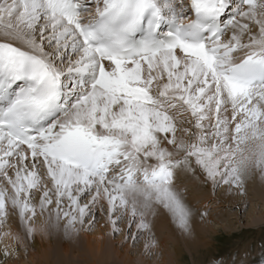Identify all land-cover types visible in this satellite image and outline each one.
I'll list each match as a JSON object with an SVG mask.
<instances>
[{
    "label": "snow or ice",
    "instance_id": "obj_1",
    "mask_svg": "<svg viewBox=\"0 0 264 264\" xmlns=\"http://www.w3.org/2000/svg\"><path fill=\"white\" fill-rule=\"evenodd\" d=\"M187 174L264 180V0H0V264L98 214L190 235Z\"/></svg>",
    "mask_w": 264,
    "mask_h": 264
},
{
    "label": "bare ground",
    "instance_id": "obj_2",
    "mask_svg": "<svg viewBox=\"0 0 264 264\" xmlns=\"http://www.w3.org/2000/svg\"><path fill=\"white\" fill-rule=\"evenodd\" d=\"M184 178H187L191 192V195L186 194V199L194 212L193 230L190 235L184 234L177 230L167 216L163 214L157 216L152 230L159 245L151 250L154 254L153 261L151 260V256L148 255L149 252L145 250L146 233L142 234V243H139L136 251L132 253L130 251L131 245L124 246L123 248L112 246V235L104 224H100L94 228L91 235L87 234L86 231L80 233L79 236L71 238H66L62 231H53L45 235L37 233L33 240L26 241L27 250L25 251L24 248H21V254L18 257L9 259L8 264H65V258L70 256L78 259L81 258V260L92 262L93 264H112V258L121 261L122 264H170V262L178 264L177 251L182 248L185 249V247H181V244H184L187 248L188 246L196 245L203 239L204 233L212 228L210 222L213 220V215L207 214L202 218L200 213L204 211L199 209L206 206L205 202L209 197L215 198L211 196L213 186L210 183H204L199 178V175L197 180L188 175L180 176L178 182L184 189H187ZM254 179H257L254 189H256L264 203V180L259 175H255L247 181L246 185H248L250 180ZM233 194L234 191L230 193L225 187L224 191L218 194L221 199L215 198L214 202L215 204L218 203V206H222L221 204L224 202L227 205L228 203L235 205L241 199H234L232 197ZM256 207L254 210L248 211L247 218H250L249 216L256 212ZM103 231L105 232L103 233ZM132 231L133 233L136 231L134 226ZM131 241L138 242V238L135 241L131 239ZM3 244L4 241L0 240V247H3ZM171 246L175 250V257L173 259H171L168 252ZM33 248H35V252ZM40 250L42 251L41 254H39ZM66 255L68 256L66 257ZM26 259H30V261Z\"/></svg>",
    "mask_w": 264,
    "mask_h": 264
},
{
    "label": "rangeland",
    "instance_id": "obj_3",
    "mask_svg": "<svg viewBox=\"0 0 264 264\" xmlns=\"http://www.w3.org/2000/svg\"><path fill=\"white\" fill-rule=\"evenodd\" d=\"M187 175L196 180L198 178V174ZM184 180L187 185L186 194L191 195L189 182L187 178H184ZM256 181L257 179L248 182L244 194L234 191L232 197L234 199H241L235 205H231V203L227 205L225 202L221 204L222 206H218V203L215 204V198L221 199L218 194L224 191L225 186L221 184L217 188H212L213 193L211 196L215 198L209 197L205 202L206 206L199 209L206 210L207 214L213 215V220L210 222L212 228L204 233L203 239L197 243L200 245L196 244L187 248L184 244H181V247L183 246L185 249L182 248L177 251L178 264H216L219 259H223L226 264H233V261H235V264H255L256 260L264 254V203L261 200V196L254 189ZM255 206H257L256 212L251 214L250 218H247L248 211L254 210ZM97 218L99 222L96 227L100 224H104L105 226L104 219L100 214H98ZM87 234L91 235L93 231L87 232ZM142 238V235H140L138 242H132L127 237V234L122 232L118 235H112V246L123 248L124 246L131 245L130 251L133 253L136 251L137 245L142 243ZM33 249L35 252V248ZM245 249H247L248 254H245ZM41 252L40 250L39 254ZM168 252L171 259H173L175 257V250L172 246ZM148 255L151 256V260L153 261L154 254L152 251ZM65 259V264H93L92 262L81 260V258H74V256ZM26 260L30 261V259ZM112 260V264H122L119 260L113 258ZM170 264L175 263L170 262Z\"/></svg>",
    "mask_w": 264,
    "mask_h": 264
}]
</instances>
